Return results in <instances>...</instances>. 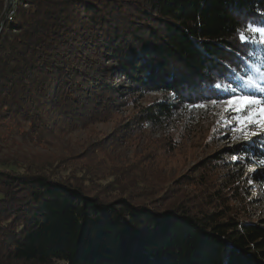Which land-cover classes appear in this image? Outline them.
I'll return each instance as SVG.
<instances>
[{
	"label": "trees",
	"instance_id": "obj_1",
	"mask_svg": "<svg viewBox=\"0 0 264 264\" xmlns=\"http://www.w3.org/2000/svg\"><path fill=\"white\" fill-rule=\"evenodd\" d=\"M23 1L30 9L19 5L0 35L4 114L51 122L80 112L91 81L97 90H121L90 70L191 103L241 91L264 98L243 83L252 77L264 86V45L238 39L239 30L264 20V0ZM97 55L109 58L102 71ZM220 81L238 92L212 87ZM173 106L149 104L142 123L159 125ZM258 144L247 153L264 159V137ZM2 162L0 264H264V224L175 194L147 165L130 164L129 173L122 168L108 179L56 175L33 163L16 171Z\"/></svg>",
	"mask_w": 264,
	"mask_h": 264
},
{
	"label": "rangeland",
	"instance_id": "obj_2",
	"mask_svg": "<svg viewBox=\"0 0 264 264\" xmlns=\"http://www.w3.org/2000/svg\"><path fill=\"white\" fill-rule=\"evenodd\" d=\"M21 4L30 9L23 0ZM97 58L102 59L100 71L110 64L108 57ZM95 72L86 75H95L112 87L121 86V90H97L94 81L84 82L88 89L83 93L84 105L74 117L70 113L61 118L52 115L48 122L36 114L14 117L0 112V162L6 168L22 171L33 163L54 169L56 175L92 173L110 179L112 174L121 177L117 172L122 168L132 170L130 164H144L155 181L167 182L165 186L175 194L193 195L203 203L209 200L210 209L228 207L233 217L264 224V159L247 153V147L259 145L264 127L249 125L248 132L256 135L245 138L233 130L241 127L237 113H225L223 104L213 106L210 101L215 99L191 103L170 92L132 90L114 74L104 78ZM165 100L175 105L171 113L159 125L142 123V109ZM200 103L207 109L187 107ZM252 113L264 120V106L253 108ZM222 114L227 118L222 119Z\"/></svg>",
	"mask_w": 264,
	"mask_h": 264
},
{
	"label": "snow or ice",
	"instance_id": "obj_3",
	"mask_svg": "<svg viewBox=\"0 0 264 264\" xmlns=\"http://www.w3.org/2000/svg\"><path fill=\"white\" fill-rule=\"evenodd\" d=\"M257 37L259 38L257 39ZM238 39L241 43H244V44L255 43V44L264 45V20L258 23H250L246 25L243 30H239ZM243 83L247 87H251V88L256 89L257 91L264 92V86H261L252 77H249L247 80L243 81ZM212 87L216 89H221L229 93L238 92V89L234 87L231 83H225L224 81L217 82L214 85H212ZM210 103L216 107H220L221 104L226 105V107L224 108L225 113L228 111L237 113L235 119H236V122L240 124L241 127L239 129H233V130L234 131L239 130L244 135L245 138H248L249 135L251 136L256 135L255 132H252V133L248 132L249 125L256 123V124H259V126L264 127V120L261 119V116L254 115L252 113L253 108L264 106V98L257 99L241 91L239 95H233L227 101L219 102L217 100H211ZM187 107L190 110L194 108L207 109V105L203 103L190 104V105H187ZM221 118L225 119L227 117H225L222 114ZM236 158L237 157H233V159H236Z\"/></svg>",
	"mask_w": 264,
	"mask_h": 264
},
{
	"label": "built area",
	"instance_id": "obj_4",
	"mask_svg": "<svg viewBox=\"0 0 264 264\" xmlns=\"http://www.w3.org/2000/svg\"><path fill=\"white\" fill-rule=\"evenodd\" d=\"M21 0H3L0 4V31L5 23L12 21L16 17L18 6Z\"/></svg>",
	"mask_w": 264,
	"mask_h": 264
}]
</instances>
